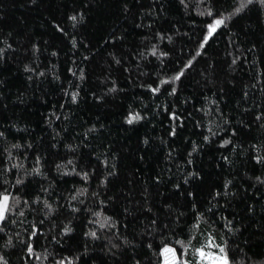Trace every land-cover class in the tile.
Segmentation results:
<instances>
[{
    "label": "trees",
    "instance_id": "trees-1",
    "mask_svg": "<svg viewBox=\"0 0 264 264\" xmlns=\"http://www.w3.org/2000/svg\"><path fill=\"white\" fill-rule=\"evenodd\" d=\"M4 194L0 264H264V0H0Z\"/></svg>",
    "mask_w": 264,
    "mask_h": 264
},
{
    "label": "rangeland",
    "instance_id": "rangeland-1",
    "mask_svg": "<svg viewBox=\"0 0 264 264\" xmlns=\"http://www.w3.org/2000/svg\"><path fill=\"white\" fill-rule=\"evenodd\" d=\"M4 197H7V207L6 210L4 211V216L6 215V212L10 206L12 196L9 194H4L2 198L0 199V204L4 203ZM3 216V218H4ZM3 219H0V224ZM165 249H170L171 251H165ZM164 253V263L163 264H175L178 260L175 249L171 246L165 247L163 249ZM225 262V257H223L220 254H214V253H208V252H203L201 253V263L203 264H224Z\"/></svg>",
    "mask_w": 264,
    "mask_h": 264
},
{
    "label": "snow or ice",
    "instance_id": "snow-or-ice-1",
    "mask_svg": "<svg viewBox=\"0 0 264 264\" xmlns=\"http://www.w3.org/2000/svg\"><path fill=\"white\" fill-rule=\"evenodd\" d=\"M224 21L223 20H217L213 26H211V30H215V27L219 26L222 24ZM179 78V77H177ZM7 197H4V203L0 204V219H3L4 216V211L6 210L7 207ZM165 251H171L170 249H165ZM224 264H227V260L225 259Z\"/></svg>",
    "mask_w": 264,
    "mask_h": 264
}]
</instances>
